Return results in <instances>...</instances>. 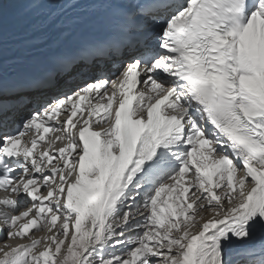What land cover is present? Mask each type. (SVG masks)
<instances>
[{
	"label": "snow or ice",
	"instance_id": "obj_1",
	"mask_svg": "<svg viewBox=\"0 0 264 264\" xmlns=\"http://www.w3.org/2000/svg\"><path fill=\"white\" fill-rule=\"evenodd\" d=\"M0 191V264H264V0H0Z\"/></svg>",
	"mask_w": 264,
	"mask_h": 264
},
{
	"label": "bare ground",
	"instance_id": "obj_2",
	"mask_svg": "<svg viewBox=\"0 0 264 264\" xmlns=\"http://www.w3.org/2000/svg\"><path fill=\"white\" fill-rule=\"evenodd\" d=\"M5 11H6V23L8 24L10 30H15L16 27L18 25H20L21 22H22V19H23L22 10L19 7L15 6V5H6ZM24 27H25V30H26L27 26L25 25ZM21 34H23V32H21ZM77 119H79V117H77ZM59 146H61L59 143L57 145H55L54 148H53V151L55 150V148H58ZM0 227H3V226L0 225ZM25 242H27V241H25ZM10 243H16V242L15 241H10ZM2 246L3 245H0V247H2Z\"/></svg>",
	"mask_w": 264,
	"mask_h": 264
},
{
	"label": "water",
	"instance_id": "obj_3",
	"mask_svg": "<svg viewBox=\"0 0 264 264\" xmlns=\"http://www.w3.org/2000/svg\"><path fill=\"white\" fill-rule=\"evenodd\" d=\"M21 73H22L21 71H17V72H16V75L19 76Z\"/></svg>",
	"mask_w": 264,
	"mask_h": 264
}]
</instances>
